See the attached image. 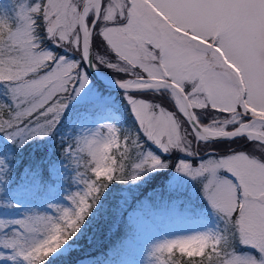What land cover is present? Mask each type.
Returning a JSON list of instances; mask_svg holds the SVG:
<instances>
[{
  "label": "snow or ice",
  "instance_id": "snow-or-ice-1",
  "mask_svg": "<svg viewBox=\"0 0 264 264\" xmlns=\"http://www.w3.org/2000/svg\"><path fill=\"white\" fill-rule=\"evenodd\" d=\"M46 41L80 59L59 55ZM99 46L103 56L93 52ZM85 60L115 61L110 66L127 74L119 83L139 130L165 152L195 151L209 139L260 142L261 155L236 149L195 168L178 162L179 171L204 178L203 191L225 229L166 241L154 254L158 259L178 248L189 257L207 256L208 264H264V0H35L19 10L15 24L0 18V83L6 87L0 133L14 142L21 137L19 143L50 133L70 95L86 83ZM157 93H166L168 102H157ZM106 127L103 140L79 139L77 151L84 150L81 143L87 148L92 176L81 174L84 190L71 197L74 207L60 209L58 219L17 220L18 228L0 235V248L12 250L0 252V259L44 264L78 230L107 182L117 178L108 153L119 146V129ZM129 147L138 162L130 175L121 165V180L168 166L142 151L138 133L125 136L122 157ZM0 165L7 167L2 158ZM5 227L0 221V230Z\"/></svg>",
  "mask_w": 264,
  "mask_h": 264
},
{
  "label": "rangeland",
  "instance_id": "rangeland-1",
  "mask_svg": "<svg viewBox=\"0 0 264 264\" xmlns=\"http://www.w3.org/2000/svg\"><path fill=\"white\" fill-rule=\"evenodd\" d=\"M34 2L35 0H0V18L15 24L19 10L31 7ZM45 43L50 50L57 52L63 57L74 60L80 59L75 52L69 49L58 48L51 41H46ZM96 51L101 56L105 54L102 46H99L97 50L94 49V54ZM94 63L99 72L109 80L120 81L123 78H127L125 72L110 66V63H115V61L110 60L109 63L98 61ZM82 71L85 73L86 83L80 87L78 92L70 95L59 121L55 125L60 127L63 124L61 119L73 114L69 123L64 128L60 127L61 138L66 140L65 153L68 154V158L60 165H55L52 168V172L57 179V191L48 203L44 204L30 200L26 188L14 190L13 198L9 200H0V221H3L6 225L3 230H0V235L11 233L12 230L18 228L19 226L15 223L17 220L37 215L58 219L60 209L74 207L71 197L75 193L84 190L81 174L86 172L87 176L85 178L92 176L90 169L86 167L87 164L91 163L87 148L81 143V147L84 150L77 151L79 139L86 136L89 139L103 140L108 136L107 125H113L119 129V146L114 145L108 153L115 166L113 175H116L117 172L119 176L121 175V165H123L125 174H132L133 165L138 162L137 153L131 147L128 149L127 156L122 157V153L125 151V136L133 133H138V142L142 146L143 152H152L163 161H167L168 166L155 169L146 168L138 174V179L122 180L117 191H115V213L112 221L115 224L119 217L124 216L131 225L138 242L134 245L131 244L129 249L118 260L113 259L110 255L102 261L84 256L79 258L74 264H160V261L165 260L161 256L162 253L158 254V259L154 254L158 245L166 241L198 234H212L224 231L225 220L222 213L212 205L203 191L204 178L202 176L193 177L178 170V162L180 161L189 162L195 168L199 167L201 163L221 155L210 154L196 158L193 156L194 151L191 149L174 148L167 152L163 151L154 142L143 137V133L139 130L138 122L131 112L125 92L119 93L100 88L90 78L85 63ZM5 92V85L0 83V99H6L4 96ZM163 94L169 98L166 93ZM153 98L160 102L159 99ZM98 105L102 107L91 110L85 108ZM68 108H70V111L65 114V110ZM71 108L80 109L73 112ZM125 108L129 110L130 117L134 122L131 125L127 124ZM169 110L172 109L169 108ZM123 129L127 131L122 132ZM48 134L31 139L44 141ZM21 139V137H15L17 142H14L5 133H0V144L1 142H6L20 145L25 141L31 140L27 139L19 143ZM173 150L177 154H174ZM164 170L166 171L165 175L162 174ZM219 171L221 175H228L226 170ZM156 177L160 178L159 181L153 182ZM152 195L162 202V210L153 212L150 209L147 197ZM73 246L75 244L67 240L52 255L65 253ZM237 246L241 251L258 255L254 248L239 245L238 243ZM175 250L180 253L178 248ZM0 252L11 254L12 250L0 248ZM164 252L167 251L165 250ZM183 255L189 257L187 254ZM205 257L207 258V256ZM20 258L0 259V264H18Z\"/></svg>",
  "mask_w": 264,
  "mask_h": 264
},
{
  "label": "trees",
  "instance_id": "trees-1",
  "mask_svg": "<svg viewBox=\"0 0 264 264\" xmlns=\"http://www.w3.org/2000/svg\"><path fill=\"white\" fill-rule=\"evenodd\" d=\"M90 78L93 80L91 76ZM93 82L96 84L94 80ZM99 87L108 90L101 86ZM116 92L123 93L122 91ZM154 97L159 99L161 103H167L169 100L163 93H157ZM101 107L102 106L98 105L91 107L87 106L85 108L91 110ZM79 109L80 108H77V110H75L71 108V111L76 112ZM125 110L127 112V124L129 123L131 125L134 123L130 117L131 114L127 108H125ZM67 111H70V108L65 110V114ZM72 117L73 114H70L65 119H61L63 124L60 127L64 128ZM203 118L206 120L209 117L206 115ZM60 127L55 126L44 141L31 139L20 145L1 142L0 158H2L5 165H7V167L0 165L1 201L13 198V191L21 188L27 189L28 198L30 200L41 204L48 203L51 197L56 193L57 179L52 172V168L55 165H60L68 158V154L65 153L66 140L61 138ZM124 131L123 129L122 132ZM240 140L243 141L245 145L242 149L248 152H255L252 147L247 146L249 143L245 137H237L234 140H224V147L236 145ZM215 143V141L202 142L195 149V152H203L210 147H214L216 145ZM235 149H238V145L234 147V150ZM227 150L229 149H226L222 153ZM173 153L177 154L175 150H173ZM162 174L165 175L166 171L164 170ZM114 176L117 178L107 182V186L99 193L98 198L89 209L88 214L81 222L78 230L68 239V241L75 244V246L65 253L56 255L51 254L44 261V264H74L77 259L84 256L102 261L110 255L113 259L118 260L121 258L122 254L129 249L131 244L134 245L138 242L131 225L124 216L119 217L115 224L112 221V217L115 213V191H117L122 183V180L119 179L120 176L118 172ZM159 179L160 178L156 177L153 179V182H158ZM147 200L148 206L153 212L162 210V202L158 198L152 195L148 196ZM161 256L166 264H201L202 259L204 264H208L206 257H185L176 250L171 254L163 252ZM18 264H26V262L23 258H20Z\"/></svg>",
  "mask_w": 264,
  "mask_h": 264
},
{
  "label": "flooded vegetation",
  "instance_id": "flooded-vegetation-1",
  "mask_svg": "<svg viewBox=\"0 0 264 264\" xmlns=\"http://www.w3.org/2000/svg\"><path fill=\"white\" fill-rule=\"evenodd\" d=\"M223 141L224 140H217V141H215L216 145L214 147H210L207 150H204L203 152H199V153H196V154L201 156V155H203V153H205V151L206 152L208 151L204 155H207V154H218V155H220L221 152L225 151L226 149L235 147L236 145H238V149L244 151V149H242V147H244L245 145L243 144V141H241V140H240L239 143H236V145L227 146L226 148L224 147V143L225 142H223ZM248 143H249L247 145L248 147H254V149H255V152L251 151V153L256 154V155H261L262 154L260 148L256 147L260 142L255 141V140H248Z\"/></svg>",
  "mask_w": 264,
  "mask_h": 264
},
{
  "label": "water",
  "instance_id": "water-1",
  "mask_svg": "<svg viewBox=\"0 0 264 264\" xmlns=\"http://www.w3.org/2000/svg\"><path fill=\"white\" fill-rule=\"evenodd\" d=\"M85 63H86L88 72L91 74V76L100 86L107 88V89L125 91L123 88H121L119 81H111V80H107L103 78L98 72V70L96 69L92 61L85 60ZM221 139H227V138H221ZM209 140H219V139H209Z\"/></svg>",
  "mask_w": 264,
  "mask_h": 264
},
{
  "label": "bare ground",
  "instance_id": "bare-ground-1",
  "mask_svg": "<svg viewBox=\"0 0 264 264\" xmlns=\"http://www.w3.org/2000/svg\"><path fill=\"white\" fill-rule=\"evenodd\" d=\"M99 73H100V72H99ZM100 75H101L103 78L109 80V79H108L105 75H103L102 73H100Z\"/></svg>",
  "mask_w": 264,
  "mask_h": 264
}]
</instances>
